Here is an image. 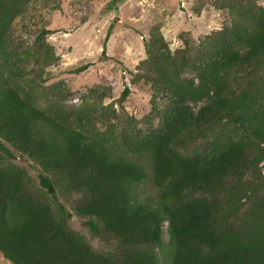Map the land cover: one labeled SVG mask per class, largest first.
Returning <instances> with one entry per match:
<instances>
[{"label":"trees","instance_id":"16d2710c","mask_svg":"<svg viewBox=\"0 0 264 264\" xmlns=\"http://www.w3.org/2000/svg\"><path fill=\"white\" fill-rule=\"evenodd\" d=\"M29 2L0 0L1 256L12 264H264V5L224 2L229 23L195 46L183 40L171 50L151 29L137 67L165 93L159 122L113 131L100 127L107 116L93 102L69 106L25 77L30 54L55 56L40 53L46 29L29 51L12 44L11 23ZM14 151L37 164L38 185L10 161ZM147 176L157 191L141 197L136 186ZM56 190L80 196L69 210ZM72 214L85 216L91 233L111 235L113 248L92 249L68 225Z\"/></svg>","mask_w":264,"mask_h":264},{"label":"rangeland","instance_id":"374dc122","mask_svg":"<svg viewBox=\"0 0 264 264\" xmlns=\"http://www.w3.org/2000/svg\"><path fill=\"white\" fill-rule=\"evenodd\" d=\"M226 1L30 0L27 9L13 19L10 36L18 51H29L40 30L46 29L43 37L49 47H42L40 53L52 51L55 56H48L47 62L30 54L22 64L25 77L34 78L51 95H63L69 106L93 102L102 116H107L108 122H97L102 129L106 126L115 131L114 127L130 125L145 131L158 124L159 109L166 100L165 93L154 90L144 70L137 67L145 57L143 43L149 31L158 28L171 50L181 46L183 40L195 46L210 30L229 23L227 8L222 5ZM256 2L264 5V0ZM114 16L117 17L113 19ZM101 50L105 56L100 55ZM79 65L85 66L73 70ZM123 87L128 92L122 96ZM199 104L200 101L190 103L192 109ZM109 107L117 117L108 115ZM9 159L25 168L38 185L37 164L15 151ZM260 168L264 173V162ZM136 189L141 197L157 191L150 176L138 183ZM79 196L56 190V199L69 210ZM85 219L72 214L67 223L86 238L92 249H112L114 238L102 230L91 233ZM162 237H167L165 221ZM0 264L12 263L0 254Z\"/></svg>","mask_w":264,"mask_h":264},{"label":"water","instance_id":"95a60500","mask_svg":"<svg viewBox=\"0 0 264 264\" xmlns=\"http://www.w3.org/2000/svg\"><path fill=\"white\" fill-rule=\"evenodd\" d=\"M116 17H117V16H114L113 19H115ZM100 55H104V56H105V55H106L105 51L101 50V51H100Z\"/></svg>","mask_w":264,"mask_h":264}]
</instances>
